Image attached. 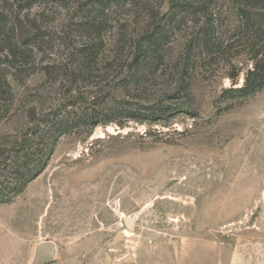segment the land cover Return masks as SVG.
<instances>
[{"label": "rangeland", "instance_id": "obj_1", "mask_svg": "<svg viewBox=\"0 0 264 264\" xmlns=\"http://www.w3.org/2000/svg\"><path fill=\"white\" fill-rule=\"evenodd\" d=\"M57 1L39 0L22 13L37 20L44 36L34 62L18 63L0 51V79L12 94L10 102L0 90V147L18 142L33 125L32 113L39 117L62 104L65 77L42 69L64 63L91 39L101 51L94 72L100 86L80 85L87 104L108 109L103 100L113 95L132 109L183 112L60 137L41 175L0 205V264H31L43 242L55 244L51 264H264V91L242 103L218 100L232 75L242 85L248 58L235 47L209 56L189 52L197 28L179 24L161 53L162 70L113 91L109 64L130 61L142 32L165 15L112 8L95 15L98 38L81 27L94 25V5L68 0L75 5L62 9ZM79 1L88 7L80 11ZM222 11V19L230 17L228 8ZM175 65L192 67L187 95ZM132 217L128 230L123 221Z\"/></svg>", "mask_w": 264, "mask_h": 264}, {"label": "trees", "instance_id": "obj_2", "mask_svg": "<svg viewBox=\"0 0 264 264\" xmlns=\"http://www.w3.org/2000/svg\"><path fill=\"white\" fill-rule=\"evenodd\" d=\"M94 5V25L89 21L81 23V27L90 34L100 35L97 16L106 15L112 8H139L144 15H165L154 25H149L141 34V43L134 49L130 61L118 64L111 62L109 68L111 82L117 86L138 84L145 74H156L163 66L161 53L169 45L175 25L192 24L197 28L187 41L188 51L202 50L205 55L222 53L231 48H237L236 55H244L251 63L245 72L242 85L236 82V75H232L231 86L224 90L218 100L222 102L242 103L264 91V0H87ZM158 2L159 6H155ZM39 0H0V51L11 57L12 61L31 64L34 62V50L41 46L44 36L39 31L37 20L30 19L22 13L38 6ZM57 4L62 9H69L68 0H59ZM164 4L167 11L160 9ZM225 4V5H224ZM137 6V7H136ZM82 11L88 4L77 2ZM228 8L230 17L222 19V8ZM91 13H89L90 15ZM192 18V19H189ZM80 26V25H79ZM195 33V34H194ZM194 34V35H193ZM91 35V34H90ZM190 36V35H188ZM99 38V37H98ZM89 40V39H88ZM101 51L94 44L93 39L73 48L67 54L64 63L58 66L46 65L42 71L45 76L57 75L63 78L68 93L62 104L50 112L39 117L32 113L30 122L33 124L20 137L18 142L0 147V205L10 204L21 195L27 186L33 182L46 168L53 152V146L60 137L78 132L92 130L100 125L122 124L128 120H160L165 119L174 110L183 112L181 107L158 108H130V104L120 101L113 95L104 99L110 101L108 109H95L94 100L88 101L81 95L80 85L91 81L90 85L100 86L95 81L99 75L97 65ZM175 71L178 77L179 90L187 95L190 83H185L191 66L178 67ZM180 71H179V69ZM86 85V86H89ZM12 102L10 87L5 79H0V90ZM79 93V94H76ZM87 102V103H86ZM84 106H92L86 108ZM149 111L142 114L140 110Z\"/></svg>", "mask_w": 264, "mask_h": 264}, {"label": "water", "instance_id": "obj_3", "mask_svg": "<svg viewBox=\"0 0 264 264\" xmlns=\"http://www.w3.org/2000/svg\"><path fill=\"white\" fill-rule=\"evenodd\" d=\"M135 219L126 218L123 221V225L128 230H132L134 227ZM56 254L55 244L52 242H43L35 246L33 258L31 264H51L54 261Z\"/></svg>", "mask_w": 264, "mask_h": 264}]
</instances>
